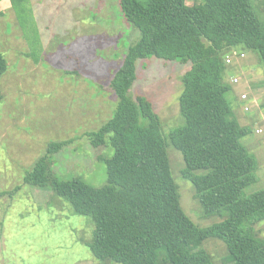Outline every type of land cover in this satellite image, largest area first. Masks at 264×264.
<instances>
[{
  "label": "trees",
  "instance_id": "1",
  "mask_svg": "<svg viewBox=\"0 0 264 264\" xmlns=\"http://www.w3.org/2000/svg\"><path fill=\"white\" fill-rule=\"evenodd\" d=\"M11 1L19 25L35 22L31 0ZM191 1L118 0L139 35L109 85L118 96L114 112L87 133L92 145L109 142L113 148V156L104 159L106 183L62 178L55 170L54 157L75 138L49 141L24 174L23 184L49 187L74 212L92 218L86 244L101 263L214 264L202 245L219 238L232 264H264V236L247 228L264 220V189L244 195L257 180V156L242 142L252 128L234 116L225 81L231 50L254 49L264 62V0ZM147 57L191 62L179 96L184 122L168 139L152 100L130 94L137 61ZM7 67L0 52V77ZM169 144L182 153V176L193 183L204 213L224 217L220 222L200 227L182 209ZM21 186L3 194L13 195Z\"/></svg>",
  "mask_w": 264,
  "mask_h": 264
},
{
  "label": "rangeland",
  "instance_id": "2",
  "mask_svg": "<svg viewBox=\"0 0 264 264\" xmlns=\"http://www.w3.org/2000/svg\"><path fill=\"white\" fill-rule=\"evenodd\" d=\"M30 4L35 22L26 26L18 25L11 11L0 14V52L8 63L0 77V264H104L86 244L95 227L92 218L74 212L49 187L23 184L24 174L49 141L75 138L54 157L55 170L62 178L79 175L96 186L106 183L104 159L113 156V148L109 142L92 145L87 133L114 112L118 96L109 85L139 31L125 19L118 0H31ZM237 51L246 56L234 55L225 81L234 116L252 128L242 138L258 160L257 180L244 191L249 196L264 189V136L255 131L264 118V62L254 49ZM190 66L191 62L157 57L137 61L130 94L152 100L166 139L184 122L179 96ZM235 75L238 83L232 80ZM242 93L249 98L242 99ZM246 103L251 106L248 112ZM167 151L184 212L200 227L224 219L204 213L193 183L182 176V153L171 144ZM17 185L22 186L13 195L3 194ZM247 228L264 236V220ZM202 246L211 252L214 264H232L222 239L209 238Z\"/></svg>",
  "mask_w": 264,
  "mask_h": 264
},
{
  "label": "built area",
  "instance_id": "3",
  "mask_svg": "<svg viewBox=\"0 0 264 264\" xmlns=\"http://www.w3.org/2000/svg\"><path fill=\"white\" fill-rule=\"evenodd\" d=\"M239 53H238V51L236 50V49H234V50H232L231 51V53H229L227 56H226V62L228 63V64H231V63H233V57H234V55H238ZM239 56L241 57V58H243V57H245L246 56V54H245V52H241L240 54H239ZM232 80L235 82V83H238L239 81H240V78H239V76H233L232 77ZM241 97H242V99H244V100H246V99H248L249 98V96H248V94L247 93H242V95H241ZM244 109H245V111H250L251 110V106L249 105V103H246L245 105H244ZM256 133L257 134H259V135H263L264 136V118H263V121L262 122H257V127H256Z\"/></svg>",
  "mask_w": 264,
  "mask_h": 264
},
{
  "label": "crops",
  "instance_id": "4",
  "mask_svg": "<svg viewBox=\"0 0 264 264\" xmlns=\"http://www.w3.org/2000/svg\"><path fill=\"white\" fill-rule=\"evenodd\" d=\"M8 11H11L12 17L15 16V18L17 20L16 11H15V8L13 7L12 1L11 0H6L4 2L0 1V14L4 15ZM16 23H18V21ZM18 25H19V23H18Z\"/></svg>",
  "mask_w": 264,
  "mask_h": 264
},
{
  "label": "clouds",
  "instance_id": "5",
  "mask_svg": "<svg viewBox=\"0 0 264 264\" xmlns=\"http://www.w3.org/2000/svg\"><path fill=\"white\" fill-rule=\"evenodd\" d=\"M237 50V49H236ZM242 52H245V51H242ZM228 64V63H227ZM229 65V64H228Z\"/></svg>",
  "mask_w": 264,
  "mask_h": 264
}]
</instances>
